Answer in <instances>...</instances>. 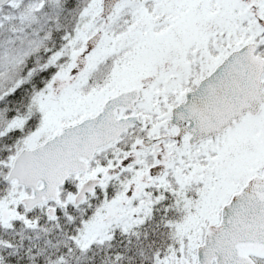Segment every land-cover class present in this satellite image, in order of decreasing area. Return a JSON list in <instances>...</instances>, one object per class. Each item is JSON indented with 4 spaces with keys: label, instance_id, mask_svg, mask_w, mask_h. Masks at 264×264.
I'll list each match as a JSON object with an SVG mask.
<instances>
[{
    "label": "snow or ice",
    "instance_id": "1",
    "mask_svg": "<svg viewBox=\"0 0 264 264\" xmlns=\"http://www.w3.org/2000/svg\"><path fill=\"white\" fill-rule=\"evenodd\" d=\"M0 264H264V0H0Z\"/></svg>",
    "mask_w": 264,
    "mask_h": 264
}]
</instances>
